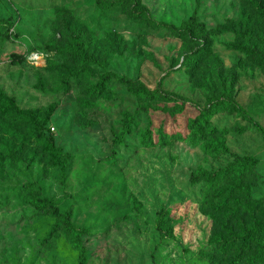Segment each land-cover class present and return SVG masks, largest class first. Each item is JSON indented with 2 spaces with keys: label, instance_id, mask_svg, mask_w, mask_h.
<instances>
[{
  "label": "rangeland",
  "instance_id": "374dc122",
  "mask_svg": "<svg viewBox=\"0 0 264 264\" xmlns=\"http://www.w3.org/2000/svg\"><path fill=\"white\" fill-rule=\"evenodd\" d=\"M138 3L146 16L129 0H0V93L28 117L0 111V264H77L63 217L36 206L41 198L83 229L84 264H257V245L239 254L237 235L264 211V142L228 110L204 130L223 152L203 151L189 125L208 97H222L264 127V0ZM69 37L84 43L83 62ZM103 71L159 84L168 98L134 96L116 80L92 93ZM124 113L134 121L117 143ZM236 156L254 159L239 177L191 178Z\"/></svg>",
  "mask_w": 264,
  "mask_h": 264
},
{
  "label": "trees",
  "instance_id": "16d2710c",
  "mask_svg": "<svg viewBox=\"0 0 264 264\" xmlns=\"http://www.w3.org/2000/svg\"><path fill=\"white\" fill-rule=\"evenodd\" d=\"M112 4L121 5L126 0H110ZM131 1L135 9L133 14L136 16H146L145 12L146 9L140 5H138V0H129ZM254 5L258 8L257 4L253 1ZM0 19V24H1ZM147 23L152 27H161L167 29H173L172 25L163 21H154L151 18L147 19ZM194 25V22L190 19L187 21H183L178 29L182 31H188L191 26ZM65 47L73 54V56L80 61H84L83 52H84V43L79 41L75 37H69ZM21 59V56L17 55L14 56L12 61H18ZM111 80H116L121 84H124L126 88L129 90L131 94L137 97H141L144 99H164L168 98L166 92L161 89L159 84L153 89H147L146 87L140 84H133L127 77L123 75H117L112 71H103L97 75V78L91 87L92 93L95 92L96 94L101 92L104 86ZM145 109V107H143ZM228 110L233 112L235 115L241 117L242 119L246 120L248 125L253 128L257 134L260 136L261 140L264 142V127L254 120L246 110L241 107L240 105L236 104L235 102L225 99L222 97H208L207 104L203 105L199 108L198 115L190 122L189 130L191 134V141L194 143H198L200 141L201 148L203 151H225L226 147L222 139H213L212 141H205L204 140V130L206 129L207 119L214 113ZM0 111L4 112L9 118L15 119L19 122H25L28 117L25 115L20 109L16 108L13 102L4 94L0 93ZM134 121V118L131 114L124 113L121 117L120 123V130L118 133V138L115 142H120L123 135L129 133L131 131V126ZM141 142L149 143L150 136L149 132L146 130L141 135ZM254 164V159L248 156H236L233 160L228 161L224 166L221 168L207 171L204 169H197L192 175L191 178L194 180H206L211 183V181L218 180L220 177L234 174L236 177H239L243 170L247 166H252ZM243 199L245 202L247 201V191L242 187ZM35 205L43 208H46V211L50 215L54 216H61L63 217V222L65 223V227L67 230L71 232V243L73 247L77 251V264H84L86 261V250L83 244L80 241V236L84 233L83 229L76 228L72 226L63 213H60L54 205L51 203L50 200L46 198L36 199ZM241 206H246L245 203H239L237 208ZM253 206L254 210L258 208V204L255 201H252L251 205ZM260 210V209H259ZM164 214L163 210L159 209L157 212L156 217V230L159 233V236L164 235V227H163V217ZM261 218V220L253 219L250 223L244 225L242 227V231L240 234L237 235V241L239 242L238 249L240 250L239 254L242 251L250 250L251 244L254 243L257 245V249L254 252H249L251 257L257 264H264V225L262 224V219L264 218V211L261 210L260 212H255ZM250 263V261H247Z\"/></svg>",
  "mask_w": 264,
  "mask_h": 264
},
{
  "label": "built area",
  "instance_id": "2783aa9c",
  "mask_svg": "<svg viewBox=\"0 0 264 264\" xmlns=\"http://www.w3.org/2000/svg\"><path fill=\"white\" fill-rule=\"evenodd\" d=\"M43 58V53L42 52H36V51H30L28 53V59L32 61H37Z\"/></svg>",
  "mask_w": 264,
  "mask_h": 264
}]
</instances>
